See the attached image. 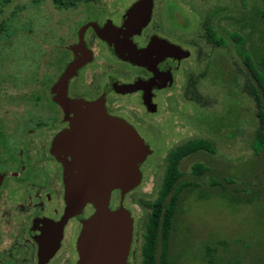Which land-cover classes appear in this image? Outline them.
<instances>
[{
  "label": "flooded vegetation",
  "instance_id": "obj_1",
  "mask_svg": "<svg viewBox=\"0 0 264 264\" xmlns=\"http://www.w3.org/2000/svg\"><path fill=\"white\" fill-rule=\"evenodd\" d=\"M136 1L90 2L98 12L88 5V16L67 29L62 16L49 26L48 0L12 4L8 48L0 45V264L77 263L81 219L93 208L67 205L66 167H86V144L91 135L98 143L107 124L79 123L76 136L64 135L77 116L69 100L100 101L105 116L131 125L146 143L145 135L159 132L161 97L183 74L184 61L209 55L195 24L178 18L176 0ZM217 24L206 17L203 31L218 41ZM122 41L145 52L144 63L116 54ZM153 41L159 44L149 50ZM161 43L178 49L161 51ZM72 61L77 64L58 90L66 102L55 100L54 83ZM114 196L119 201L118 189L110 193V209ZM133 240L132 232L126 264Z\"/></svg>",
  "mask_w": 264,
  "mask_h": 264
},
{
  "label": "rangeland",
  "instance_id": "obj_2",
  "mask_svg": "<svg viewBox=\"0 0 264 264\" xmlns=\"http://www.w3.org/2000/svg\"><path fill=\"white\" fill-rule=\"evenodd\" d=\"M15 1L0 0L4 49ZM96 1L77 0L56 8L48 0L49 26L62 16L65 29L72 27L88 16L90 2ZM176 2L178 18L195 24L194 34L205 38L204 19L218 20L219 40L217 45L211 40L203 45L208 56L184 61L189 63L183 74L161 97L159 132L144 136L151 152L139 164V183L121 201L132 219L129 262L141 264L147 214L160 195L168 162L174 160L178 178L163 196L165 204L175 199L173 227L164 248L157 240L156 263L163 255L166 264H264V142L255 136L257 110L264 115V0ZM244 85L254 88L259 108ZM112 200L114 205L119 202L117 196Z\"/></svg>",
  "mask_w": 264,
  "mask_h": 264
},
{
  "label": "water",
  "instance_id": "obj_3",
  "mask_svg": "<svg viewBox=\"0 0 264 264\" xmlns=\"http://www.w3.org/2000/svg\"><path fill=\"white\" fill-rule=\"evenodd\" d=\"M148 3L149 0H137L135 5ZM102 37L107 42L112 39L111 35L106 37L103 34ZM157 44L159 42L153 41L148 49L153 50V46ZM161 44L160 50L164 52L172 53L178 49L172 44ZM144 53H139L125 41L120 42V47L116 50V54L122 58L138 64L144 63ZM76 64L75 61L69 63L54 83L52 93L55 100H65V95L58 90L63 84L66 85V79ZM69 104L72 106V113L77 116L72 121L74 126L64 135L72 133L76 136L75 131L79 129V123L96 125L97 128L101 123L107 124V127L99 128L106 132L101 135L98 143L94 142L95 136L91 135L93 140L86 144V149L90 150L91 154L86 167H66L67 205L79 206L89 203L93 208L88 217L81 219V228L76 240V264H126L132 219L121 201L124 194L139 183V164L151 150L131 125L114 116H105L100 101L85 103L81 100H69ZM114 189L119 190V202L110 209L108 203L110 193Z\"/></svg>",
  "mask_w": 264,
  "mask_h": 264
},
{
  "label": "trees",
  "instance_id": "obj_4",
  "mask_svg": "<svg viewBox=\"0 0 264 264\" xmlns=\"http://www.w3.org/2000/svg\"><path fill=\"white\" fill-rule=\"evenodd\" d=\"M77 0H51L52 4L56 8H67L72 5ZM206 40H211L213 45H217L218 41L215 36L211 33H207L205 36ZM236 45L239 44L238 38L234 37ZM237 38V39H236ZM237 52L243 55V50L237 46ZM264 64V62H262ZM253 74V73H252ZM253 77L257 83L261 86L260 81L253 74ZM244 88L249 93L253 94L256 107L259 108V102L257 93L252 86L244 85ZM264 94V92H263ZM258 125L255 130V136L257 142H264V115L259 110H257ZM167 170L165 177L162 181V185L159 192V197L154 201V204L150 206V211L147 214L146 223L144 225L143 232V242L141 245V264H157L155 257V249L158 238L161 239L163 248L165 247V240L172 230V217L174 215V208L171 204H175V199L172 197L164 203L163 196L170 192L171 187L178 178V170L176 168V163L174 160H170L167 165ZM158 264H166V260L161 255Z\"/></svg>",
  "mask_w": 264,
  "mask_h": 264
}]
</instances>
